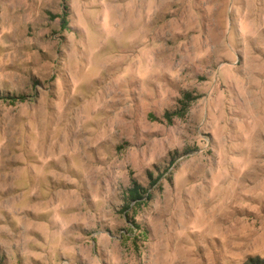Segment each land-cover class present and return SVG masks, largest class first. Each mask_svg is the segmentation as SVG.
Here are the masks:
<instances>
[{"label": "rangeland", "instance_id": "obj_1", "mask_svg": "<svg viewBox=\"0 0 264 264\" xmlns=\"http://www.w3.org/2000/svg\"><path fill=\"white\" fill-rule=\"evenodd\" d=\"M251 260L264 0H0V264Z\"/></svg>", "mask_w": 264, "mask_h": 264}, {"label": "trees", "instance_id": "obj_2", "mask_svg": "<svg viewBox=\"0 0 264 264\" xmlns=\"http://www.w3.org/2000/svg\"><path fill=\"white\" fill-rule=\"evenodd\" d=\"M11 101H15L14 97L8 98ZM196 98L193 97L191 94H185L182 97V100L180 101L181 107L179 108V110L177 112H175L174 115H176L177 117H183L184 113L187 111L190 103L192 101H194ZM165 117L170 120L172 115L169 113L165 114ZM159 180V178H156L153 183H151V186H153L157 181ZM151 198V196L147 193V190L143 189L134 179L131 180V188L128 190L127 192V196H126V204L123 207V211L129 210V208L131 207V205H136V206H140L141 203L143 202V200H149ZM251 264L255 262V264H264L263 261H259V260H251L250 261ZM246 264H250V263H246Z\"/></svg>", "mask_w": 264, "mask_h": 264}]
</instances>
